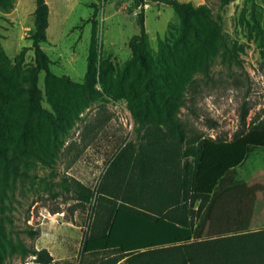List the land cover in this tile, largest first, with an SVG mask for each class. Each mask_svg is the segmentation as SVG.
Listing matches in <instances>:
<instances>
[{
    "label": "trees",
    "instance_id": "1",
    "mask_svg": "<svg viewBox=\"0 0 264 264\" xmlns=\"http://www.w3.org/2000/svg\"><path fill=\"white\" fill-rule=\"evenodd\" d=\"M35 1L32 49L44 61L40 45L47 42L48 9L44 0ZM145 1L134 0L141 9L139 34L129 41L125 83L117 85L122 98H127L123 90L128 87L138 125L136 140L117 147L95 190L67 176L59 183L64 194L82 207L91 204L82 254L119 255L108 264L122 259L124 264H264V230L232 232L230 205L248 197L246 185H224L226 176L253 150H264V117L247 124V110L243 111L241 129L230 140L189 135L174 115L182 104L186 78L181 77L190 65H203L207 72L206 62L216 54L218 26L205 5L151 0L168 6L181 22L171 44L159 43L156 63L172 79L162 88L166 80L155 76L147 45ZM12 8L13 0H0V11ZM25 52L22 49L11 62L0 44V264L13 253L22 260L32 257L36 264H52L46 249L26 247L6 231L12 223L11 191L15 181L28 179V170L56 145L62 124H70L71 116L56 96L80 95L74 89L69 92L64 79L46 71L44 89L53 114L44 109L38 88L40 64H24ZM111 73V66L97 65L92 41L85 84L69 85L84 94L87 105L94 99L97 83L108 98L116 99L110 94L115 89ZM102 125L101 121L86 125L84 132H97ZM22 233L31 240L39 236L32 228Z\"/></svg>",
    "mask_w": 264,
    "mask_h": 264
},
{
    "label": "rangeland",
    "instance_id": "2",
    "mask_svg": "<svg viewBox=\"0 0 264 264\" xmlns=\"http://www.w3.org/2000/svg\"><path fill=\"white\" fill-rule=\"evenodd\" d=\"M178 1L194 7L205 5L219 33L216 54L206 62L207 72L203 65H190L188 73L181 77L186 78L180 95L182 104L174 115L189 135L230 140L241 129L243 111L247 110V124L256 117H264V0H229L227 4L223 0ZM44 2L48 9L47 42L40 49L45 60L31 47L32 53L28 54L26 49L24 64H40L38 88L43 98L41 105L48 112L53 114L44 89L46 71L64 79L63 87L71 93L74 89V94L79 92L80 96L69 97L66 92L56 96L55 100L70 114V124H62L58 142L28 170L30 177L23 182L15 181L8 210L12 223L6 231L26 247L49 249L52 264H108L119 255L82 254L91 204L82 207L71 195L64 194L59 183L67 176L95 190L117 147L136 140L138 125L128 87L123 90L127 98H122L118 97L117 85L125 83L124 73L131 60L129 41L139 34L141 9L134 0ZM32 9H36L35 0H13L11 10L0 11L1 46L17 20L26 33L25 39L31 41L35 32ZM143 10L155 76L159 74L166 80L162 83L165 88L172 84V79L156 63L159 43L173 42L180 18L168 6L151 0L145 1ZM92 41L97 65L102 62L112 68L115 89L110 94H116V99L108 98L97 83L94 99L87 105L84 94L69 83L85 84V57ZM6 55L11 62L17 56H12L10 50ZM98 121L103 125L97 132H84L86 125ZM232 182L242 183L248 190L247 198L230 205L232 232L264 230V150H253L240 167L226 176L224 185ZM30 228L39 231L34 240L22 233ZM32 260V257L22 260L13 253L2 262L35 264ZM124 262L122 259L117 264Z\"/></svg>",
    "mask_w": 264,
    "mask_h": 264
},
{
    "label": "crops",
    "instance_id": "3",
    "mask_svg": "<svg viewBox=\"0 0 264 264\" xmlns=\"http://www.w3.org/2000/svg\"><path fill=\"white\" fill-rule=\"evenodd\" d=\"M33 11H34V9H32V12ZM17 17H19V16H17ZM15 18H14V21H15ZM25 35H26V33H24V30H23V27L21 25V22H19L17 20L15 22L14 27L9 30L8 35H7V38L5 39L4 43H2V47L5 50L6 54H7V50H10L12 56L13 55H17L18 52H20L24 48L25 49H28L27 50V53L28 54L29 53H32L33 51L32 50H29V48L32 47V44H30L31 41L28 40V39H25V37H24ZM42 47L43 46L41 45V48ZM11 55H9V57H12ZM86 58H87V56L85 57V60H86ZM41 249H46L47 251H49V249H47V248H41ZM49 253L53 257V255L51 254V252H49ZM53 261H54V259H53Z\"/></svg>",
    "mask_w": 264,
    "mask_h": 264
}]
</instances>
